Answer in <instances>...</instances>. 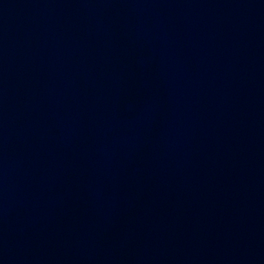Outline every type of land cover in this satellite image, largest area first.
I'll return each mask as SVG.
<instances>
[{
    "label": "water",
    "instance_id": "95a60500",
    "mask_svg": "<svg viewBox=\"0 0 264 264\" xmlns=\"http://www.w3.org/2000/svg\"><path fill=\"white\" fill-rule=\"evenodd\" d=\"M0 264H264V0H0Z\"/></svg>",
    "mask_w": 264,
    "mask_h": 264
}]
</instances>
